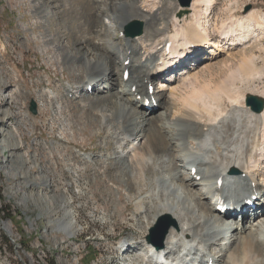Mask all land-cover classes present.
Masks as SVG:
<instances>
[{"label":"bare ground","instance_id":"6f19581e","mask_svg":"<svg viewBox=\"0 0 264 264\" xmlns=\"http://www.w3.org/2000/svg\"><path fill=\"white\" fill-rule=\"evenodd\" d=\"M20 1L26 2L34 23L24 28L25 37L30 38L23 42V49L34 43L41 56H50L54 67L72 79L63 84L62 95L52 89L37 94L39 110L50 108L64 121L57 132L60 139L48 143L55 153L47 151V162L52 159L57 174L60 159L55 154L72 144L75 134L81 137L88 131L103 134L101 144L115 147L114 153L89 155L85 162L77 159L75 172L66 167L61 170L70 176L75 173V183L91 184L93 177L102 175L103 165L114 168L113 173L104 175V185L110 183L112 189H102L100 194L105 198L118 195L121 202L122 190H126L135 204L119 208V203L112 201L106 216L133 215L143 236L131 235L125 243L128 250L120 258L125 256L128 264H151L147 261L154 250L147 242L136 252L132 244L143 239L157 221L172 217L176 225L166 237L161 256L178 250L183 256L178 264H264V200H260L264 196V110L252 112L244 106L240 91L221 92L214 88L212 75L205 79L195 72L210 65L218 52H225L209 33V16L206 27H198L204 14L213 15L215 1L193 0L188 8L178 0ZM135 22L142 24V34L129 37L126 27ZM262 24L239 19L236 29L228 27L221 37L231 44L230 50L238 43L245 46L264 35ZM192 62L194 67H189ZM178 66L183 70L177 72L174 67ZM207 70L210 73L212 68ZM190 89L195 90L189 93L191 97L183 98L181 92ZM19 91L25 101L30 99L26 88ZM20 93L12 85L2 94L9 102L0 108L5 119L0 122L6 121L0 127V139L8 143L3 149H9L18 161L12 165L14 172L20 167L26 171L30 161L18 153L29 146L19 128L35 130L34 120L22 110ZM223 103L231 104L228 111L221 109ZM72 104L78 105V114L72 115ZM95 123L98 129H94ZM34 154L33 163L38 149ZM40 155L44 156L43 152ZM0 164L1 175L4 163ZM41 174L45 176L22 181L29 189L45 190L55 184V178L44 170ZM56 193L59 195L27 197L43 204L48 213L62 212L54 229L73 238L79 230L70 197L66 191ZM216 195L223 198L218 204L232 203L234 210L219 209L212 200ZM248 217L250 223L242 225ZM159 260L150 261L161 264Z\"/></svg>","mask_w":264,"mask_h":264},{"label":"rangeland","instance_id":"374dc122","mask_svg":"<svg viewBox=\"0 0 264 264\" xmlns=\"http://www.w3.org/2000/svg\"><path fill=\"white\" fill-rule=\"evenodd\" d=\"M214 1L213 15L211 13L204 14L198 27L201 24L205 26V23L210 19L212 23L209 33L213 37L211 38L218 40L215 43L224 46L222 49H225V54L218 52V56L213 57L210 65H202L195 72L205 79H210L212 75L216 80L214 88L221 92H225L226 89L240 91V95L245 99L244 106H246L248 96H255L264 100V35L256 37L245 46L238 43L236 45L238 47L231 50L228 49L231 44H225V38L221 37V33L228 27L233 26V29H236V23L239 19L243 21L245 18H250L254 25L264 23V0ZM178 2L182 5L181 0H178ZM28 9L26 2L20 0H0V72H3L0 73L2 77V81H0V108H3L9 102V100L3 98L2 94L8 91L13 83L22 85L27 89V94L30 97L27 101L23 97V100L21 99L23 107H26L24 111L30 112L31 118L36 121L38 127L35 134L24 137L23 141L29 146L18 151V153L25 154L26 157L30 158V161L26 164V171L22 167L16 172L13 171L12 165L14 163L18 164V161L10 156L9 149H3L8 143H4L0 139V163H4V170L0 175V264H52L54 262L55 264H118L121 256L117 254L119 246L122 247L130 241L129 238L133 234L143 236L139 233L138 220L133 215L129 214L123 218L119 215L116 219H109L106 216V211L112 208V201H117L119 208L120 205L122 208L126 205H133L134 207L135 203H131L132 199L127 196L126 190H122L121 202L118 195L105 198L100 194L102 189H112L110 183L104 185L106 178L104 175L114 172V168L111 166L103 165L105 170L102 171V175L97 179L93 177L94 181L91 184L86 181L75 183L72 180V177L78 178L75 173H71L70 176L69 173L61 170L66 167L65 169H72L75 172L78 168L76 167L77 159L85 162L89 155H96L97 157L100 154L114 153V145L107 147L101 144L103 134L98 136L91 133V131L81 137L75 134L72 144L69 146L64 145L65 148L60 151V154L58 152L55 154V156L58 155V159L61 161H59L60 166L58 165L56 169L57 174H55L54 167L51 165L52 160L49 163L47 162L49 153L46 147L41 145L42 141L47 140V143H51V140H59L57 127L58 124H62L64 121L62 118L55 117V113L50 108L41 112L37 107V114L35 115L31 111L32 103H39L36 99L39 91L50 92L52 89L62 95L63 84L66 81H72V79L67 74L61 73L59 68L54 67V60L50 56H41L43 54L39 52L37 45L34 43L31 42L30 48L28 47L30 51L29 49H26V51L23 49V42L30 38L25 37L24 28H30L34 25L30 20ZM207 17L208 19H206ZM193 25V23L188 24L189 27H193ZM197 46L199 45L197 44ZM189 65V67H194L193 62ZM6 67L9 69L8 72H6ZM210 67L212 70L208 73L207 69ZM180 68L183 67H174L177 72ZM252 68H254L253 71ZM167 73L165 75H168ZM181 75L179 74L180 77H182ZM46 88L50 89L47 90ZM192 90L182 91L181 96L185 99L190 98L195 91L192 92ZM63 96L66 99V93ZM48 98L52 99L54 97L48 95ZM223 104L221 109L226 108L228 111L231 104ZM71 106L74 110L72 115L80 112L77 104ZM146 109L150 110L151 108L146 107ZM53 116L57 121V127L54 126V128L51 123ZM66 116V113H64L65 119H67ZM0 118L4 119L2 114ZM2 123L4 124L6 121L0 122V127L3 125ZM9 127L6 126V128ZM94 129H98V123H95ZM11 130L16 131L14 128H11ZM13 137L11 139L15 140ZM35 148L38 149L40 157L37 156L36 162L33 163L32 157L35 156ZM83 151L86 153H83ZM40 152H43L44 156L40 155ZM100 161L104 162V156H101ZM91 162L87 163L90 164ZM150 165H152V162ZM260 169L263 170V165L260 166ZM43 170L45 174L55 178V184L51 185L50 188L43 190L45 187L37 189L33 186L32 189H29L30 185L28 187L24 185L23 178L31 179L45 176L41 174ZM5 171L8 174L5 175ZM57 190L60 192L66 191L70 197V207L75 212L79 230L73 238H69L63 230L54 229L57 225L55 220L61 217L62 212L57 213V210H53L48 213L44 210L43 204H38L36 201L34 203L27 197V195H35V198H38L37 194L40 193L45 196H55L59 195V193H56ZM261 200H264V196ZM257 208H259V205H257ZM246 214H248V211ZM249 217L241 221L242 225L250 223ZM170 219L175 221L172 217H164L157 221L151 229L152 231L146 233L143 239L135 241L134 245L139 247L145 244L146 239L158 229L160 222L164 221L163 225L169 224ZM137 246L136 249L132 248L135 252L138 251Z\"/></svg>","mask_w":264,"mask_h":264},{"label":"water","instance_id":"95a60500","mask_svg":"<svg viewBox=\"0 0 264 264\" xmlns=\"http://www.w3.org/2000/svg\"><path fill=\"white\" fill-rule=\"evenodd\" d=\"M192 1L193 0H181V4L182 6L188 8L190 7ZM125 32L129 37L139 36L142 34V24L138 22L131 23L126 27ZM246 106L249 107L252 112L260 114L264 110V100L255 96H248L246 98ZM31 109L34 113H36V105L34 102L32 103ZM163 222L164 221L160 222L158 229L147 238V242L154 245L157 249L164 248V242L170 228L176 225V223L171 219L169 224L163 225Z\"/></svg>","mask_w":264,"mask_h":264},{"label":"built area","instance_id":"2783aa9c","mask_svg":"<svg viewBox=\"0 0 264 264\" xmlns=\"http://www.w3.org/2000/svg\"><path fill=\"white\" fill-rule=\"evenodd\" d=\"M5 67V66H4ZM19 92V91H18ZM23 100V99H22ZM26 108V107H25ZM22 110H24V107H23V104H22ZM28 114V112L26 111V115ZM33 123H35V130L38 128L37 127V123H36V121H33ZM20 129V131H21V128H19ZM35 130H27V129H23L22 131H21V135L22 136H28V137H30V135H31V131H35ZM42 141V140H41ZM42 144H46V149H47V151H49V152H53V149H51V145H48V143H47V140L46 141H42ZM52 159H50V161H51Z\"/></svg>","mask_w":264,"mask_h":264},{"label":"trees","instance_id":"16d2710c","mask_svg":"<svg viewBox=\"0 0 264 264\" xmlns=\"http://www.w3.org/2000/svg\"><path fill=\"white\" fill-rule=\"evenodd\" d=\"M52 264H55V262H54V263H52Z\"/></svg>","mask_w":264,"mask_h":264}]
</instances>
